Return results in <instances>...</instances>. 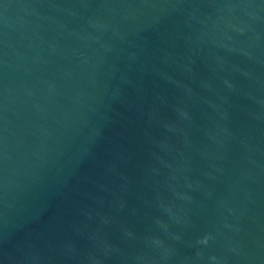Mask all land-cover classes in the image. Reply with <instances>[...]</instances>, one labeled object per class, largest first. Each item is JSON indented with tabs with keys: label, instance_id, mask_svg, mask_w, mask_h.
I'll use <instances>...</instances> for the list:
<instances>
[{
	"label": "water",
	"instance_id": "1",
	"mask_svg": "<svg viewBox=\"0 0 264 264\" xmlns=\"http://www.w3.org/2000/svg\"><path fill=\"white\" fill-rule=\"evenodd\" d=\"M0 264H264V0H0Z\"/></svg>",
	"mask_w": 264,
	"mask_h": 264
}]
</instances>
